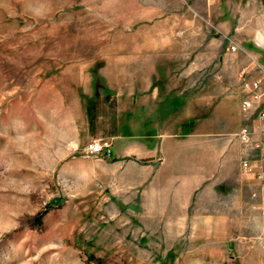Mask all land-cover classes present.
Returning <instances> with one entry per match:
<instances>
[{
    "label": "rangeland",
    "instance_id": "374dc122",
    "mask_svg": "<svg viewBox=\"0 0 264 264\" xmlns=\"http://www.w3.org/2000/svg\"><path fill=\"white\" fill-rule=\"evenodd\" d=\"M261 30L264 0H0V264H264V215L236 139V161L177 215L146 216L134 156L83 157L95 139L111 152V136L127 147L143 134L125 110L149 71L190 94L221 69L233 81L249 67L226 37L245 48ZM249 51L264 66V49ZM136 168L146 177V159Z\"/></svg>",
    "mask_w": 264,
    "mask_h": 264
},
{
    "label": "crops",
    "instance_id": "0c3cea01",
    "mask_svg": "<svg viewBox=\"0 0 264 264\" xmlns=\"http://www.w3.org/2000/svg\"><path fill=\"white\" fill-rule=\"evenodd\" d=\"M220 23L221 28L235 34L232 18L220 19ZM244 45L251 51L264 49V31L255 32ZM217 64L220 68L221 64ZM221 70L208 76L196 93L190 94L189 90L176 92L168 80L157 75L152 77L156 74L153 69L148 73V82L141 86L139 97L129 95L125 116L133 119L141 115L143 134L126 135L127 147H122L119 141L124 137L111 136L117 148L108 153L116 162H123L121 159L125 156H134L135 162L131 161L128 166V180L131 186L146 187L140 196L146 216L162 215L160 210H170V215L184 214L177 209L186 210L194 190L220 174L226 160L236 161L232 140L236 139L234 134L242 124L238 78L228 81ZM140 159H146V177L137 173L136 161ZM101 162L105 164V160ZM176 183L180 187L174 188ZM178 190L184 193L181 205L177 201ZM162 193L168 197L160 205L158 202L163 199L158 197Z\"/></svg>",
    "mask_w": 264,
    "mask_h": 264
},
{
    "label": "built area",
    "instance_id": "2783aa9c",
    "mask_svg": "<svg viewBox=\"0 0 264 264\" xmlns=\"http://www.w3.org/2000/svg\"><path fill=\"white\" fill-rule=\"evenodd\" d=\"M227 49L242 55L249 68L239 73L238 108L242 120L234 134L241 148L238 166L243 174H250L254 188L249 192L250 207L264 215V66L249 50L226 37ZM110 142L98 138L86 145L83 157H96L108 153ZM251 161L259 163L252 165Z\"/></svg>",
    "mask_w": 264,
    "mask_h": 264
},
{
    "label": "trees",
    "instance_id": "16d2710c",
    "mask_svg": "<svg viewBox=\"0 0 264 264\" xmlns=\"http://www.w3.org/2000/svg\"><path fill=\"white\" fill-rule=\"evenodd\" d=\"M38 217V216H37ZM38 219H40V218H38Z\"/></svg>",
    "mask_w": 264,
    "mask_h": 264
}]
</instances>
